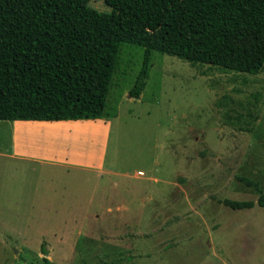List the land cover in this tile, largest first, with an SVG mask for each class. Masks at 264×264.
<instances>
[{"label":"rangeland","instance_id":"374dc122","mask_svg":"<svg viewBox=\"0 0 264 264\" xmlns=\"http://www.w3.org/2000/svg\"><path fill=\"white\" fill-rule=\"evenodd\" d=\"M142 55L122 45L107 96L113 174L0 158V264H264V208L221 203L256 201L239 178L264 194V66L247 75L153 51L131 98ZM8 123L0 151L21 152Z\"/></svg>","mask_w":264,"mask_h":264},{"label":"trees","instance_id":"16d2710c","mask_svg":"<svg viewBox=\"0 0 264 264\" xmlns=\"http://www.w3.org/2000/svg\"><path fill=\"white\" fill-rule=\"evenodd\" d=\"M89 1L0 0V121L108 118L123 44L143 49L131 98L145 87L153 51L247 75L264 66V0H103L109 13ZM239 179L256 201L221 203L264 208L259 183Z\"/></svg>","mask_w":264,"mask_h":264},{"label":"crops","instance_id":"0c3cea01","mask_svg":"<svg viewBox=\"0 0 264 264\" xmlns=\"http://www.w3.org/2000/svg\"><path fill=\"white\" fill-rule=\"evenodd\" d=\"M107 118L77 121H9L11 138L23 149L3 156L23 162L96 175L113 174L105 167L109 132ZM3 122V121H1ZM29 149V150H27ZM139 172V171H138ZM3 176V170L1 171Z\"/></svg>","mask_w":264,"mask_h":264},{"label":"built area","instance_id":"2783aa9c","mask_svg":"<svg viewBox=\"0 0 264 264\" xmlns=\"http://www.w3.org/2000/svg\"><path fill=\"white\" fill-rule=\"evenodd\" d=\"M140 174V173H139Z\"/></svg>","mask_w":264,"mask_h":264}]
</instances>
